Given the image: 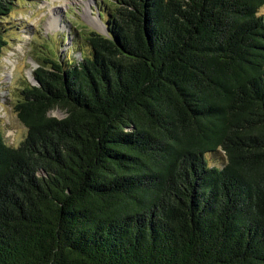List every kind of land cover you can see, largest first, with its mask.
I'll list each match as a JSON object with an SVG mask.
<instances>
[{
	"label": "trees",
	"instance_id": "trees-1",
	"mask_svg": "<svg viewBox=\"0 0 264 264\" xmlns=\"http://www.w3.org/2000/svg\"><path fill=\"white\" fill-rule=\"evenodd\" d=\"M102 5L0 127V264H264V0Z\"/></svg>",
	"mask_w": 264,
	"mask_h": 264
},
{
	"label": "rangeland",
	"instance_id": "rangeland-1",
	"mask_svg": "<svg viewBox=\"0 0 264 264\" xmlns=\"http://www.w3.org/2000/svg\"><path fill=\"white\" fill-rule=\"evenodd\" d=\"M102 1L18 0L11 13L0 19L8 43L0 59V127L8 145L17 148L27 136V128L14 110L17 89L27 82L36 84L34 72L42 60L57 57L78 63L89 53L85 33L95 29L106 32ZM259 14L264 17V8ZM51 115L65 117L61 111ZM207 157L213 166L224 159V154Z\"/></svg>",
	"mask_w": 264,
	"mask_h": 264
},
{
	"label": "water",
	"instance_id": "water-1",
	"mask_svg": "<svg viewBox=\"0 0 264 264\" xmlns=\"http://www.w3.org/2000/svg\"><path fill=\"white\" fill-rule=\"evenodd\" d=\"M95 31L98 32V33H100V34H102V35H107V30H106V32H100V31H97V30L95 29ZM35 83L39 85L38 82L35 81Z\"/></svg>",
	"mask_w": 264,
	"mask_h": 264
},
{
	"label": "bare ground",
	"instance_id": "bare-ground-1",
	"mask_svg": "<svg viewBox=\"0 0 264 264\" xmlns=\"http://www.w3.org/2000/svg\"><path fill=\"white\" fill-rule=\"evenodd\" d=\"M99 21V20H98Z\"/></svg>",
	"mask_w": 264,
	"mask_h": 264
}]
</instances>
